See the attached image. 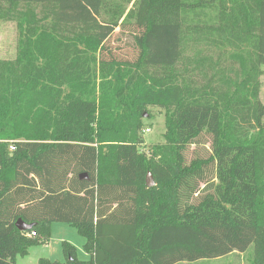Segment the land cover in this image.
I'll list each match as a JSON object with an SVG mask.
<instances>
[{
  "label": "trees",
  "instance_id": "1",
  "mask_svg": "<svg viewBox=\"0 0 264 264\" xmlns=\"http://www.w3.org/2000/svg\"><path fill=\"white\" fill-rule=\"evenodd\" d=\"M19 5L42 17L21 15L17 58L0 60V264L55 223L77 230L88 259L63 241L65 261L39 264H198L251 249L264 264V0H137L123 22L101 19L105 0H0V17ZM117 32L134 59L115 55ZM203 33L249 64L234 91L181 81L184 39ZM152 108L165 142L145 152ZM204 137L208 153L188 161Z\"/></svg>",
  "mask_w": 264,
  "mask_h": 264
},
{
  "label": "rangeland",
  "instance_id": "2",
  "mask_svg": "<svg viewBox=\"0 0 264 264\" xmlns=\"http://www.w3.org/2000/svg\"><path fill=\"white\" fill-rule=\"evenodd\" d=\"M137 0H105L102 20H118L123 22L127 14L133 8ZM136 6V5H135ZM20 12V13H19ZM35 14L38 18L42 17V11L39 6L19 5L10 17H0V60L14 61L19 53V30L18 23L21 15ZM114 13L116 17L111 18L109 14ZM16 15V16H15ZM18 16V17H17ZM121 16V17H120ZM24 17V15H23ZM31 17V15H30ZM211 38L217 39V35H186L184 39L183 54L177 72L181 75V81L188 84L191 88L207 89L211 92V87L219 85L220 91H234L241 82H244L245 74L249 72V64H243L241 60L234 62L232 55L238 52V49L232 45L222 47L217 41H211ZM114 46L115 55L120 59H134L137 55L133 49L135 43L129 35H113L109 41ZM262 74L259 76L260 100L264 104V66L261 67ZM223 83L227 84L221 87ZM152 119H146V126L143 129L142 136L145 140L143 147L145 152L157 144H164L166 133V116L164 111L158 108L150 110ZM150 129L146 132V129ZM205 144L194 154V147L190 148L187 154L188 161L196 155L205 156L208 153L210 142L207 137ZM12 150V149H11ZM63 241H68L78 250L80 260H87L88 255L83 247L85 239L80 236L77 230L66 223H55L48 242L33 246L26 257H19L18 264H39L42 258L52 261H65L62 249ZM252 250V251H251ZM247 253L234 254L218 260L203 261L198 264H254L253 249Z\"/></svg>",
  "mask_w": 264,
  "mask_h": 264
},
{
  "label": "water",
  "instance_id": "3",
  "mask_svg": "<svg viewBox=\"0 0 264 264\" xmlns=\"http://www.w3.org/2000/svg\"><path fill=\"white\" fill-rule=\"evenodd\" d=\"M146 184H147V187H149V188H151V187H153L155 185V182H154V179H153V176H152L151 173H149L147 175ZM16 227L20 231L26 232V231H30L33 228V225H28L23 220L20 219V220L17 221Z\"/></svg>",
  "mask_w": 264,
  "mask_h": 264
},
{
  "label": "built area",
  "instance_id": "4",
  "mask_svg": "<svg viewBox=\"0 0 264 264\" xmlns=\"http://www.w3.org/2000/svg\"><path fill=\"white\" fill-rule=\"evenodd\" d=\"M150 131V129H146V132H149ZM14 148H12V150H13ZM32 235H35V233H33Z\"/></svg>",
  "mask_w": 264,
  "mask_h": 264
},
{
  "label": "crops",
  "instance_id": "5",
  "mask_svg": "<svg viewBox=\"0 0 264 264\" xmlns=\"http://www.w3.org/2000/svg\"><path fill=\"white\" fill-rule=\"evenodd\" d=\"M53 226H54V224H53ZM53 226H52V229H53ZM29 253H30V251H29ZM232 255H234V254H232ZM229 256H231V255H229ZM18 259H19V257H17V264H18Z\"/></svg>",
  "mask_w": 264,
  "mask_h": 264
}]
</instances>
